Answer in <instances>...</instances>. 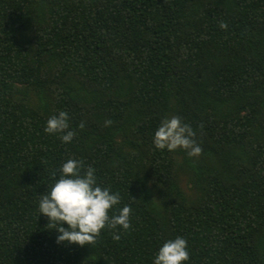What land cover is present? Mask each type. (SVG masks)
Here are the masks:
<instances>
[{"label":"trees","instance_id":"16d2710c","mask_svg":"<svg viewBox=\"0 0 264 264\" xmlns=\"http://www.w3.org/2000/svg\"><path fill=\"white\" fill-rule=\"evenodd\" d=\"M181 115L199 156L153 143ZM69 159L128 230L57 243L39 202ZM178 236L183 264H264V0H0V264H154Z\"/></svg>","mask_w":264,"mask_h":264},{"label":"clouds","instance_id":"9594fccd","mask_svg":"<svg viewBox=\"0 0 264 264\" xmlns=\"http://www.w3.org/2000/svg\"><path fill=\"white\" fill-rule=\"evenodd\" d=\"M219 27L227 30L228 24L221 21ZM111 124L110 119L105 121V126ZM79 127L83 129L85 124L81 122ZM44 131L49 134L60 133V139L65 143L71 142L76 135L75 131L69 130V115L66 111L51 116ZM195 136L196 132L190 124L183 123L179 116H172L162 120L154 134L153 143L157 149L175 151L182 148L188 156L195 157L202 154ZM58 171L59 178L49 186V191L42 195L39 202L40 214L49 218L48 228L57 229L60 233L57 243L94 247L102 229H116L119 226L128 230L131 227L130 206L125 205L117 210L118 214L109 215L110 210L120 204L121 196L97 184L93 167H85L83 160L69 159ZM52 175L55 177L56 173ZM113 239L119 241L121 236L114 233ZM189 258L187 240L178 236L167 240L160 247L154 264H183Z\"/></svg>","mask_w":264,"mask_h":264},{"label":"rangeland","instance_id":"374dc122","mask_svg":"<svg viewBox=\"0 0 264 264\" xmlns=\"http://www.w3.org/2000/svg\"><path fill=\"white\" fill-rule=\"evenodd\" d=\"M111 98H113V96L111 95L110 96ZM180 118H181V121H182V115L181 116H179ZM180 149H182V148H180ZM180 149H177V154L179 153V150ZM180 178H182V180L185 178V175H180ZM150 180V179H149ZM187 181H188V178L184 181V183H183V187H184V189H187L186 188V185H187ZM154 194H155V196H156V198H157V200H158V202H160V203H162L163 201H161V195H160V193L157 191V189L156 188H154Z\"/></svg>","mask_w":264,"mask_h":264}]
</instances>
